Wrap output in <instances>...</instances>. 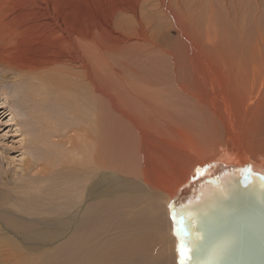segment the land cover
I'll list each match as a JSON object with an SVG mask.
<instances>
[{
  "label": "rangeland",
  "instance_id": "obj_1",
  "mask_svg": "<svg viewBox=\"0 0 264 264\" xmlns=\"http://www.w3.org/2000/svg\"><path fill=\"white\" fill-rule=\"evenodd\" d=\"M140 1L0 0L2 263L179 264L167 208L189 179L178 169L226 149L264 157V0ZM47 21L48 36L58 32L49 47L76 61L39 85L14 62L47 57L37 30ZM31 84L42 102H25ZM37 107L54 124L50 151L31 121ZM34 235L46 237L25 240Z\"/></svg>",
  "mask_w": 264,
  "mask_h": 264
},
{
  "label": "water",
  "instance_id": "obj_2",
  "mask_svg": "<svg viewBox=\"0 0 264 264\" xmlns=\"http://www.w3.org/2000/svg\"><path fill=\"white\" fill-rule=\"evenodd\" d=\"M261 177L250 165L212 161L178 188L167 208L179 264L181 243L191 248L188 264H264Z\"/></svg>",
  "mask_w": 264,
  "mask_h": 264
},
{
  "label": "bare ground",
  "instance_id": "obj_3",
  "mask_svg": "<svg viewBox=\"0 0 264 264\" xmlns=\"http://www.w3.org/2000/svg\"><path fill=\"white\" fill-rule=\"evenodd\" d=\"M135 1V0H134ZM139 1L140 0H136V2H137V4H139ZM157 1V0H156ZM117 2V1H116ZM141 2V1H140ZM172 1L171 0H158V3H160V4H162V5H167L168 3H171ZM209 2H211L212 3V0H209ZM129 3V2H128ZM210 3V4H211ZM111 4V3H110ZM126 4H127V2H126ZM142 4V3H141ZM112 5V4H111ZM114 5V4H113ZM122 5V3L121 4H118L117 6H118V8H125V6H121ZM125 5V4H124ZM128 5V4H127ZM136 6V5H135ZM140 5H137V7H135L134 8V6H133V8L132 7H130L131 9H132V11H138L139 9H138V7H139ZM110 7V6H109ZM114 7V6H113ZM113 7H111V8H113ZM129 7V6H128ZM110 8V9H111ZM130 9V10H131ZM42 10V9H41ZM57 10V9H56ZM109 10V9H108ZM196 10V9H195ZM45 11V10H44ZM116 11V10H115ZM111 12H113L114 13V11H110V14H111ZM138 14V13H137ZM40 15V14H39ZM109 15V14H108ZM74 17H75V15H73ZM110 16V15H109ZM112 16V15H111ZM138 17V16H137ZM45 18V17H44ZM43 18V19H44ZM109 20H111V19H109ZM75 23H76V21H75ZM36 24V23H35ZM47 24H48V26H50V27H52L51 25H49L50 23H48V21H47V23H42V24H40L39 25V28L37 29V30H39V29H41V33H44L43 34V36H42V38L47 42V44H48V47H47V51H44L45 53H46V56L47 57H43V58H39L38 57V59L37 60H33V61H28V60H25L26 62H22L21 60H19V61H15V59H14V68L16 69V72L17 73H22L23 75H26V77L29 75V74H31V78H27V79H31V80H34V81H37L38 82V84L39 85H41L42 83H41V81L43 82V83H49L45 78V76H46V74H51V73H53V72H55V70H56V68L57 67H59V66H66L67 68L70 66V68H72V67H74L73 66V64H69L70 63V61H76V58L75 57H72V56H70L69 54H67L66 52H65V49L63 48L62 49V47L61 46H59L58 47V49L56 48V46H58V44H56V46H55V49L56 50H52L50 47H49V44L51 43H49V41L52 39H56V36H57V34H58V32L57 31H54V34H52L51 32V34H52V36L50 37V36H48V31H49V28H48V26H47ZM72 25V24H71ZM74 25V24H73ZM72 25V26H73ZM27 26V25H26ZM36 26H38V25H36ZM36 26H33V27H36ZM33 29H35V28H33ZM55 29H57L58 31H63L64 32V29H65V25L63 26V24H61V23H58V26H57V28H55ZM74 29V28H73ZM30 30H31V27H30ZM21 31V30H20ZM19 31V32H20ZM23 31V30H22ZM27 31V30H26ZM28 31H29V29H28ZM32 31V30H31ZM50 31H52V30H50ZM67 31V30H66ZM34 32V31H33ZM32 32V33H33ZM56 32H57V34H56ZM76 32V31H75ZM40 33V32H39ZM64 33H66V32H64ZM74 33V32H73ZM90 33V32H89ZM19 34V33H18ZM25 34V37H27L26 36V33H24ZM29 34V33H28ZM31 34V33H30ZM34 34V33H33ZM16 35V34H15ZM41 35V34H40ZM21 36V35H20ZM29 36V35H28ZM68 36V35H67ZM33 37V36H32ZM63 37H64V35H63ZM30 38V37H29ZM41 38V39H42ZM51 38V39H50ZM28 39V38H27ZM34 39V38H33ZM38 39V38H37ZM42 39V40H43ZM29 40V39H28ZM35 40V39H34ZM42 40H40V41H42ZM51 40V41H52ZM87 40V39H86ZM39 41V40H38ZM39 41V42H40ZM62 41V40H61ZM70 41V40H69ZM73 41V40H72ZM54 42H55V40H54ZM59 42V41H58ZM29 43V42H28ZM54 45H55V43H53ZM60 44H62V43H59V45ZM36 45V43L32 46V47H34ZM45 45V44H44ZM44 48V47H43ZM53 48V47H52ZM88 48V47H87ZM86 48V49H87ZM31 48H29V50H30ZM89 49V48H88ZM28 50V51H29ZM82 51V50H81ZM18 52V51H17ZM32 54V53H31ZM1 55H3V53H0V56ZM4 59V58H3ZM36 59V58H35ZM1 60V59H0ZM7 60V59H6ZM82 60V59H81ZM35 61H37V62H35ZM4 62V61H3ZM7 62V61H6ZM199 62H201V61H199ZM2 63V62H1ZM88 63V62H87ZM9 64V63H8ZM90 64V63H89ZM88 65V64H87ZM6 66H8V65H6ZM11 68H13V67H11ZM91 68V67H90ZM197 68V67H196ZM61 69V68H60ZM215 69V68H214ZM15 71V70H14ZM217 72V71H216ZM76 73L74 72V75H75ZM22 75V76H23ZM45 75V76H44ZM78 75V74H77ZM30 76V75H29ZM76 76V75H75ZM86 76H88V77H91L89 74H86ZM21 78V77H20ZM22 78H24V77H22ZM76 78V77H75ZM212 79V78H211ZM26 80V79H25ZM86 80H88V79H86ZM15 84V83H14ZM30 84V83H29ZM33 84V83H32ZM26 85V87L24 88H22V91L21 92H24V96L27 98V101H25V102H27L28 104H30V105H33V104H35V103H37V102H39V101H41L42 99L39 97V98H37L36 96H35V94H34V92H36L35 91V89H37V87H34L33 85ZM19 86V85H18ZM42 87V86H41ZM71 87V86H70ZM21 88V87H20ZM20 88H18V89H20ZM35 88V89H34ZM17 89V90H18ZM24 89V90H23ZM40 89V88H39ZM63 89H67V86L65 85V87L63 88ZM75 89V88H74ZM73 89V90H74ZM21 90V89H20ZM43 90V89H42ZM44 90H46V89H44ZM19 92V91H18ZM40 92V91H39ZM5 93V92H4ZM16 93H17V91H16ZM20 93V92H19ZM41 94V93H40ZM44 94H46V93H44ZM67 94L68 95H70L71 93H69V92H67ZM66 94V95H67ZM78 94V93H77ZM104 94H106V93H104ZM43 95V94H42ZM65 95V94H64ZM73 95V94H72ZM21 96V95H20ZM75 96V95H74ZM108 96V95H107ZM250 96V95H249ZM21 97H23V96H21ZM78 97V96H77ZM105 97V96H104ZM247 97V96H246ZM42 98H43V96H42ZM62 101L64 100V101H66V105L68 106V107H70V106H72V103L75 101V100H70V99H67V97L66 96H62L61 98H60ZM76 99V98H75ZM98 99V98H97ZM26 100V99H25ZM78 101H79V99H77ZM23 101V100H22ZM42 102V101H41ZM74 104H75V102H74ZM77 104V103H76ZM29 105V106H30ZM65 105V106H66ZM77 105H79V104H77ZM41 106V108L43 109V105H40ZM26 107V106H25ZM35 107H36V105H35ZM77 108V107H76ZM34 110V109H33ZM37 110H38V107H37V109H36V111L35 112H33L32 113V115H31V118L33 119V120H31L32 122H33V124H36V128L35 129H37V132H36V135H37V138L40 140L39 141V144L41 145V146H47V148L49 149V151L51 150V148L53 147V146H56L57 144L54 142V137L52 136V132H50V130L52 129V125H54L53 124V122L50 120V118H48V113H43V116H42V110H40V111H38L37 112ZM67 112V111H66ZM260 113V112H259ZM69 115V114H68ZM30 116V115H29ZM71 116V115H70ZM43 117V118H42ZM61 117V116H60ZM59 117V118H60ZM69 118V117H68ZM259 118H260V116H259ZM62 118H60V120H61ZM261 119H264L263 117L262 118H260V119H258V120H261ZM74 120V119H73ZM63 121V120H62ZM62 121H60V122H62ZM62 124H64L65 125V123H63L62 122ZM67 124H68V122H67ZM71 124H72V122H71ZM70 126V125H69ZM56 127V126H55ZM72 127V126H71ZM262 127H263V124H262ZM57 128V127H56ZM261 128V127H260ZM61 129H62V127H61ZM64 129V128H63ZM66 129H68V128H66ZM73 129V128H72ZM56 132V131H55ZM58 132V131H57ZM56 132V134H58ZM64 132V131H63ZM55 134V135H56ZM61 134H62V132H61ZM59 136V135H58ZM66 137H67V135H66ZM63 139V138H62ZM72 140V139H71ZM69 141V140H68ZM235 141V140H234ZM69 142H71V141H69ZM68 142V143H69ZM54 144H56V145H54ZM60 144V143H59ZM58 144V145H59ZM60 145H61V147H60ZM58 147H60L61 148V150H63V151H67V150H69V152H71V154L73 153V156H74V160L76 161V160H83V158H82V155H83V157H84V154H81L80 155V153H79V151H81L80 149L78 150V149H72V148H70V149H68L67 148V146H65V144H60ZM191 145V144H190ZM194 145V144H193ZM236 145V144H235ZM31 146V145H30ZM75 147V146H74ZM73 147V148H74ZM191 147V146H190ZM47 148H45V149H47ZM192 148V150L193 151H195V147H191ZM194 148V149H193ZM224 148V147H223ZM243 148V147H242ZM54 149H56V148H54ZM72 149V150H71ZM60 150V149H59ZM83 151H85V149L83 148L82 149ZM58 151V150H57ZM223 152H224V155L223 156H221V157H219V160L218 161H221L222 163H224V164H227V165H233V166H240V167H242L243 166V168L244 167H247V166H251L252 168H254V169H256V170H259L260 172H263L264 173V157H261L260 158V160L259 161H250V160H248V159H246L244 156H240V153L241 152H238V153H234V151H228L227 149L226 150H223ZM223 152H221V153H223ZM228 152H230V153H228ZM84 153H86V152H84ZM228 153V155H226ZM87 154V153H86ZM36 155V154H35ZM54 155V154H53ZM238 155H239V157H238ZM45 156V155H44ZM69 156V155H68ZM73 156H71V158L73 157ZM105 158V157H104ZM103 158V161H104V165L107 167L108 166V163L107 162H109V161H107L106 162V158L104 159ZM41 158L39 157V160H40ZM43 159V158H42ZM60 159V158H59ZM66 159V158H65ZM73 159V158H72ZM38 159H37V161H39ZM54 160V159H53ZM42 160H40L39 162H41ZM44 161H46V165H45V167H43V170L41 171V173L42 174H46V173H48L49 172V170H50V168L48 167V165L50 164V160H49V158L47 157V159L46 160H44ZM44 163V162H43ZM79 163H81V162H79ZM176 163H177V161H176ZM38 164V163H37ZM156 164V163H155ZM148 165H149V163H148ZM175 165H177V164H175ZM247 165V166H246ZM160 166V165H159ZM170 166H172V164L170 165ZM204 166H206V164L205 163H198V165L196 166V167H192L191 168V170H190V172H187V171H185L184 169H182V170H179L178 169V171H177V174H176V176H178V175H180L181 174V176L183 175V176H187L188 174H189V176H187L189 179H187V180H190V178H192L193 176H195L196 174H197V170L199 169L200 171L204 168ZM179 167V166H178ZM154 169V168H153ZM171 169L173 170V172H174V170L176 171V169L177 168H175L174 169V166H172L171 167ZM170 170V169H169ZM134 173V172H133ZM148 173H149V171H148ZM153 173H154V171H153ZM170 173V172H169ZM56 174V173H55ZM156 174V173H155ZM60 175V174H59ZM145 175H146V173H145ZM170 175V174H169ZM173 175V174H172ZM175 175V174H174ZM147 176V175H146ZM41 177V176H40ZM43 177H45V176H43ZM148 177V176H147ZM146 177V178H147ZM150 177V176H149ZM159 177V176H158ZM179 178H181L180 176H179ZM178 178V179H179ZM46 179H48L47 177H46ZM50 179V178H49ZM56 179H58V178H56ZM149 179V178H148ZM33 180V179H32ZM168 180V179H167ZM176 180H177V178H176ZM180 180V179H179ZM150 181V180H149ZM152 181V180H151ZM178 181V180H177ZM181 181H184V180H180V182ZM185 181H186V179H185ZM32 182V181H31ZM169 182V181H168ZM167 182V183H168ZM170 183V182H169ZM174 183H176V182H173V184ZM178 183V182H177ZM165 184V183H164ZM172 184V185H173ZM179 184V183H178ZM184 184H185V182H184ZM177 185V184H176ZM170 186H171V184H170ZM169 186V187H170ZM168 187V188H169ZM97 188H98V186H97ZM121 188V187H120ZM171 188V187H170ZM169 188V189H170ZM79 189V188H78ZM99 189V188H98ZM135 189V188H134ZM96 187L94 186V185H92L91 187H89L88 188V191L89 192H91V194L93 195V193L94 192H96ZM108 190V189H107ZM103 191V190H102ZM105 191V190H104ZM131 191H133V190H131ZM170 191V190H169ZM134 192H137V190L135 189V191ZM108 193V192H107ZM176 193H173V195H175ZM78 195V194H77ZM94 196V195H93ZM101 196V195H100ZM106 197V196H105ZM33 198V197H32ZM78 198V197H77ZM104 202L106 203V201L104 200ZM104 205V204H103ZM106 205V204H105ZM104 205V206H105ZM109 209H110V207H109ZM92 212V211H91ZM89 217H90V215H89ZM54 218V217H53ZM92 218H93V216H92ZM90 221H91V219H90ZM89 221V222H90ZM92 222V221H91ZM81 223V222H80ZM88 224V223H87ZM92 224V223H91ZM89 225V224H88ZM49 226V225H48ZM52 226V225H51ZM50 226V227H51ZM58 227V226H57ZM48 228V227H47ZM89 229V228H88ZM53 230V229H52ZM74 233V232H73ZM41 235V234H40ZM45 235H47V234H45ZM44 235V236H45ZM85 235V234H84ZM30 236V235H29ZM27 237V236H26ZM46 237V236H45ZM45 237H39V236H37V235H34V237L32 238V237H28V238H25V240L27 239V241H32V240H34V239H36V238H45ZM52 237V236H51ZM47 239H48V237H47ZM82 241V240H81ZM84 241V240H83ZM34 242V241H33ZM37 243V242H36ZM67 244V243H66ZM46 245V244H45ZM13 246H15V245H13ZM77 246V245H76ZM83 246V245H82ZM14 248V247H13ZM11 253L13 254V251H11ZM17 253V252H16ZM19 254V253H18ZM8 255V254H7ZM6 255V256H7ZM179 255V254H178ZM1 256L3 257V255H0V259H1ZM27 256V255H26ZM9 257V256H8ZM28 257V256H27ZM9 260V259H8ZM65 263H67V262H65ZM0 264H5V263H2V260L0 261Z\"/></svg>",
  "mask_w": 264,
  "mask_h": 264
},
{
  "label": "snow or ice",
  "instance_id": "obj_4",
  "mask_svg": "<svg viewBox=\"0 0 264 264\" xmlns=\"http://www.w3.org/2000/svg\"><path fill=\"white\" fill-rule=\"evenodd\" d=\"M246 171L248 173H251V168H247ZM200 173V170H197V174ZM262 181H264V177L260 178ZM173 219H175V217H173ZM179 252H180V256H181V260H180V264H188V261L191 259V248L186 247L184 243H181V246L179 248Z\"/></svg>",
  "mask_w": 264,
  "mask_h": 264
}]
</instances>
